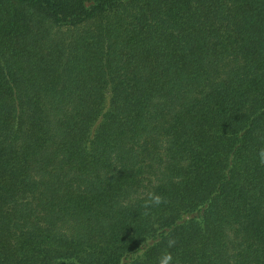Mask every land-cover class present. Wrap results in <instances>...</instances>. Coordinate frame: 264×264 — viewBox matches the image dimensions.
Wrapping results in <instances>:
<instances>
[{
    "label": "trees",
    "instance_id": "16d2710c",
    "mask_svg": "<svg viewBox=\"0 0 264 264\" xmlns=\"http://www.w3.org/2000/svg\"><path fill=\"white\" fill-rule=\"evenodd\" d=\"M261 150L264 0H0V264H264Z\"/></svg>",
    "mask_w": 264,
    "mask_h": 264
},
{
    "label": "clouds",
    "instance_id": "9594fccd",
    "mask_svg": "<svg viewBox=\"0 0 264 264\" xmlns=\"http://www.w3.org/2000/svg\"><path fill=\"white\" fill-rule=\"evenodd\" d=\"M260 159L261 162H264V150H261L260 152ZM161 198L158 195H155L153 193H149V199L146 202V207L149 205H159L161 203ZM175 244L174 240H169L168 246L172 247ZM172 261V257L170 254H165L160 258L159 264H170Z\"/></svg>",
    "mask_w": 264,
    "mask_h": 264
}]
</instances>
